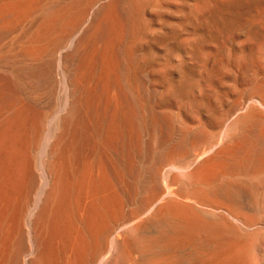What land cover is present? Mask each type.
Wrapping results in <instances>:
<instances>
[{
    "label": "bare ground",
    "instance_id": "obj_1",
    "mask_svg": "<svg viewBox=\"0 0 264 264\" xmlns=\"http://www.w3.org/2000/svg\"><path fill=\"white\" fill-rule=\"evenodd\" d=\"M264 0H0V264H264Z\"/></svg>",
    "mask_w": 264,
    "mask_h": 264
},
{
    "label": "rangeland",
    "instance_id": "obj_2",
    "mask_svg": "<svg viewBox=\"0 0 264 264\" xmlns=\"http://www.w3.org/2000/svg\"><path fill=\"white\" fill-rule=\"evenodd\" d=\"M263 43H264V40H263Z\"/></svg>",
    "mask_w": 264,
    "mask_h": 264
}]
</instances>
